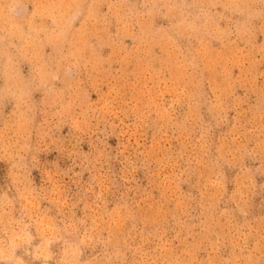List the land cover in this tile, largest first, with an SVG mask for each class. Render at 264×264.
I'll list each match as a JSON object with an SVG mask.
<instances>
[{
	"label": "rangeland",
	"instance_id": "1",
	"mask_svg": "<svg viewBox=\"0 0 264 264\" xmlns=\"http://www.w3.org/2000/svg\"><path fill=\"white\" fill-rule=\"evenodd\" d=\"M0 264H264V0H0Z\"/></svg>",
	"mask_w": 264,
	"mask_h": 264
}]
</instances>
